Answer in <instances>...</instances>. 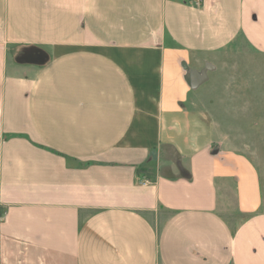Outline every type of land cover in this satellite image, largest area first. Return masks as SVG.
<instances>
[{
    "label": "crops",
    "instance_id": "1",
    "mask_svg": "<svg viewBox=\"0 0 264 264\" xmlns=\"http://www.w3.org/2000/svg\"><path fill=\"white\" fill-rule=\"evenodd\" d=\"M241 40L264 0H0V264H264L256 169L193 98Z\"/></svg>",
    "mask_w": 264,
    "mask_h": 264
},
{
    "label": "rangeland",
    "instance_id": "2",
    "mask_svg": "<svg viewBox=\"0 0 264 264\" xmlns=\"http://www.w3.org/2000/svg\"><path fill=\"white\" fill-rule=\"evenodd\" d=\"M10 53L14 62L32 68L47 55L27 45L13 46ZM204 64L194 102L211 114L217 144L243 156L256 169L260 211H264V53L241 40Z\"/></svg>",
    "mask_w": 264,
    "mask_h": 264
},
{
    "label": "built area",
    "instance_id": "3",
    "mask_svg": "<svg viewBox=\"0 0 264 264\" xmlns=\"http://www.w3.org/2000/svg\"><path fill=\"white\" fill-rule=\"evenodd\" d=\"M196 5H199L202 0H193Z\"/></svg>",
    "mask_w": 264,
    "mask_h": 264
}]
</instances>
